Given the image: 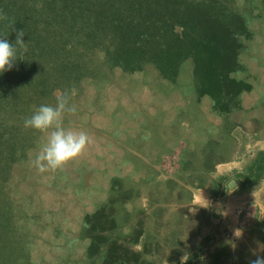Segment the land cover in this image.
Masks as SVG:
<instances>
[{"label": "rangeland", "instance_id": "obj_1", "mask_svg": "<svg viewBox=\"0 0 264 264\" xmlns=\"http://www.w3.org/2000/svg\"><path fill=\"white\" fill-rule=\"evenodd\" d=\"M218 5L249 36L226 98L196 93L191 59L167 79L95 57L78 80L42 70L52 77L39 85L34 72L39 90L53 87L48 104L74 90L77 111L60 122L90 142L41 171L54 129L12 134L22 145L0 172V264H249L264 249V0Z\"/></svg>", "mask_w": 264, "mask_h": 264}, {"label": "trees", "instance_id": "obj_2", "mask_svg": "<svg viewBox=\"0 0 264 264\" xmlns=\"http://www.w3.org/2000/svg\"><path fill=\"white\" fill-rule=\"evenodd\" d=\"M219 1L0 0V38L14 43L16 31L23 29L26 42L23 59L0 74V152L6 156L0 155V172L4 159L22 145L20 136L12 134L22 133L25 142L34 131L23 123L34 111L31 105L48 104L52 93L53 87L34 85V72H39V85L52 77L47 76L51 70L78 80L75 71L95 57L99 66L123 70L151 64L167 79L191 59L198 95L226 98L230 90L234 93L238 82L231 74L248 29L241 15L224 11ZM256 229H264V221Z\"/></svg>", "mask_w": 264, "mask_h": 264}, {"label": "clouds", "instance_id": "obj_3", "mask_svg": "<svg viewBox=\"0 0 264 264\" xmlns=\"http://www.w3.org/2000/svg\"><path fill=\"white\" fill-rule=\"evenodd\" d=\"M25 32L23 29L16 31L14 43L8 39L0 38V74L11 70L14 61L22 58V51L26 42L23 40ZM7 36V35H4ZM19 49V51H18ZM72 92L65 91L56 98L55 104H41L32 114L25 118L23 123L26 128L36 130H47L53 128L47 137L41 151L34 160V164L41 170L56 169L68 160L78 156L90 142L85 131H74L61 125L60 117L63 113H75L77 108L70 103ZM264 249L258 251L253 249L254 258L249 259V264H264Z\"/></svg>", "mask_w": 264, "mask_h": 264}]
</instances>
